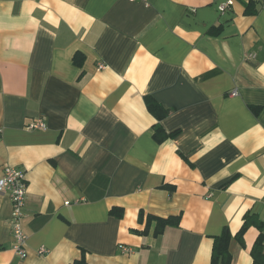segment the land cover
Returning <instances> with one entry per match:
<instances>
[{
  "label": "crops",
  "instance_id": "obj_1",
  "mask_svg": "<svg viewBox=\"0 0 264 264\" xmlns=\"http://www.w3.org/2000/svg\"><path fill=\"white\" fill-rule=\"evenodd\" d=\"M221 2L0 0V179L28 190L25 259L0 193V264H212L225 228L253 264L260 231L235 237L264 222V0Z\"/></svg>",
  "mask_w": 264,
  "mask_h": 264
},
{
  "label": "trees",
  "instance_id": "obj_2",
  "mask_svg": "<svg viewBox=\"0 0 264 264\" xmlns=\"http://www.w3.org/2000/svg\"><path fill=\"white\" fill-rule=\"evenodd\" d=\"M75 62H79V57H75ZM146 104L150 113L156 117L158 120V125H156L154 130V138L157 142L162 143L168 139H174L179 135V132H173L168 134L164 131V129L160 126V122L165 119L169 114V110H165L160 104H158L152 97H146ZM254 113L258 116L260 113V108H252ZM111 214L121 218L123 217V211L121 209H113ZM142 214L140 219L142 218ZM178 218H156L152 216H148V222H156V229L154 232L155 236H159L164 232V230L169 226H178L179 225ZM255 225L259 232V236L252 248V257L253 264H264V222L259 221L257 217L253 215H245L244 223L241 230L237 233L236 237L240 242L243 241V237L245 233L248 231L250 227ZM233 239V235L228 228H225L222 234L214 239L213 250H212V264H232V255L230 253V244ZM3 249L0 247V250ZM71 264H88L86 258L83 256L80 260H76Z\"/></svg>",
  "mask_w": 264,
  "mask_h": 264
},
{
  "label": "built area",
  "instance_id": "obj_3",
  "mask_svg": "<svg viewBox=\"0 0 264 264\" xmlns=\"http://www.w3.org/2000/svg\"><path fill=\"white\" fill-rule=\"evenodd\" d=\"M235 3L236 0H222L219 5V11L223 14L227 13L233 9ZM249 57L255 58L254 55H250ZM102 68H104L103 65L100 66V69ZM237 93L235 91L233 95H237ZM46 127L42 119H38L28 126L30 130L46 129ZM27 192V173L16 167L6 166L4 174L0 179V193H8L10 196L12 204V234L15 241L14 249L22 259H25L28 255L26 248L28 238L22 228ZM130 251L129 248H124L125 253H129ZM40 253H45V250H40Z\"/></svg>",
  "mask_w": 264,
  "mask_h": 264
}]
</instances>
